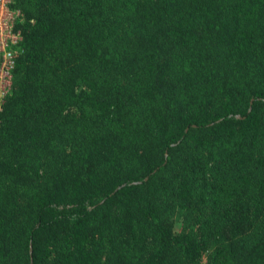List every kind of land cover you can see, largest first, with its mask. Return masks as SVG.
I'll use <instances>...</instances> for the list:
<instances>
[{"label":"trees","instance_id":"16d2710c","mask_svg":"<svg viewBox=\"0 0 264 264\" xmlns=\"http://www.w3.org/2000/svg\"><path fill=\"white\" fill-rule=\"evenodd\" d=\"M0 264H264V0H12Z\"/></svg>","mask_w":264,"mask_h":264},{"label":"built area","instance_id":"2783aa9c","mask_svg":"<svg viewBox=\"0 0 264 264\" xmlns=\"http://www.w3.org/2000/svg\"><path fill=\"white\" fill-rule=\"evenodd\" d=\"M12 0H0V98L12 92V70L23 36L17 25L24 20L19 9L10 7Z\"/></svg>","mask_w":264,"mask_h":264}]
</instances>
